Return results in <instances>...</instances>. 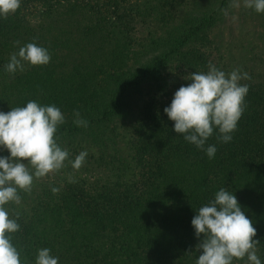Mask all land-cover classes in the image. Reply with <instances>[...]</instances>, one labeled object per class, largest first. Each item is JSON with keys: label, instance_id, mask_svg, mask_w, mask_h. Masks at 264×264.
I'll list each match as a JSON object with an SVG mask.
<instances>
[{"label": "trees", "instance_id": "trees-1", "mask_svg": "<svg viewBox=\"0 0 264 264\" xmlns=\"http://www.w3.org/2000/svg\"><path fill=\"white\" fill-rule=\"evenodd\" d=\"M228 2L219 0V7ZM180 3L21 0L15 14L0 17V111L25 106L30 100L41 106L55 105L66 118L55 138L71 152L68 159L86 151L85 161L93 159L98 167H111L112 174L118 170L136 173L126 181L100 186L97 179L86 184L78 176L75 182H65L57 194L46 192L45 200L38 197L32 208L18 207L23 211L17 219L20 229L11 234V242L20 253L21 264H35L43 248L50 249L58 264L196 261L201 254L196 245L203 236H195L191 220L220 188L249 208L264 199V82L248 85L252 96L245 98V111L231 142L219 143L218 129H214L205 143V148L216 146L212 159L173 131L174 122L163 111L171 101L153 112L155 95L146 98V106L138 110L139 122L129 123L131 131L127 129L126 136L114 125L135 114L131 105L141 96L142 80L153 79L154 88L161 89L159 83L166 82L163 67L188 59L192 72H205L201 50L209 41L202 33L213 24L208 16L198 24L196 17L185 18L189 27L194 22L192 28H172L166 31V39L154 37L146 50L138 42L144 55L134 54V62L126 67L128 50L136 42L135 15L139 14L144 25L146 16L156 9L175 10ZM27 43L46 48L50 62L25 64L24 71L8 73L5 66L11 54ZM74 110L88 122L87 127L73 123ZM116 139L124 143L121 152L113 148ZM260 215L251 214L249 219L256 228L253 239L261 244L259 259L264 264V215Z\"/></svg>", "mask_w": 264, "mask_h": 264}, {"label": "clouds", "instance_id": "clouds-1", "mask_svg": "<svg viewBox=\"0 0 264 264\" xmlns=\"http://www.w3.org/2000/svg\"><path fill=\"white\" fill-rule=\"evenodd\" d=\"M20 6L21 0H0V17L7 19ZM232 6L239 7L238 0H233ZM243 6L264 13V0H243ZM50 59L46 48L27 43L11 54L5 70L22 72L25 64L47 65ZM207 67V72L191 73L186 78L191 83L179 87L163 111L174 122L176 134H182L185 141L205 151L212 159L216 146L205 148V143L214 129H218L219 143L231 142L232 133L245 111V97L249 91V86L240 81L251 77L239 69L225 73L211 63ZM73 116V123L78 127L88 126L78 110H74ZM64 123L65 117L58 107L41 106L35 100L8 112L0 111V148L9 153L0 156V264H21L20 253L11 242V234L20 229L17 223L20 212L14 210L10 217L5 205H20L19 192L30 193L34 178H43L64 167L69 153L55 138L58 127ZM87 155L86 151H81L71 167L79 170ZM69 182L75 181L70 179ZM51 191L57 194L60 189L52 187ZM191 225L196 237L203 236L196 245L201 251L196 264H233L234 259L245 258L246 264H261L257 255L259 241L253 239L256 228L241 210L235 195L225 188H220L214 199L196 210ZM35 264H58V258L52 256L48 248L39 249Z\"/></svg>", "mask_w": 264, "mask_h": 264}, {"label": "rangeland", "instance_id": "rangeland-1", "mask_svg": "<svg viewBox=\"0 0 264 264\" xmlns=\"http://www.w3.org/2000/svg\"><path fill=\"white\" fill-rule=\"evenodd\" d=\"M238 2L240 4L239 7L232 6L233 0H230L227 4L219 7V0H181L180 7L175 10L163 8L160 11V9H156L154 14L146 16V18L149 19H147V22L144 23V25L141 22L139 14H136L133 23L134 28L132 29V31L135 32L134 37L136 42L133 47L128 50V63H126V67L131 65L132 61L134 62V54L144 55V53H141L142 50L138 46L139 43L146 45V50L147 44L150 43L154 37L161 36L163 39H166V31H170L172 28L179 29L182 26L185 31L189 27V24H184L185 18L191 19L196 17V23L198 24L201 17L208 16L213 18V24L202 33L207 37L206 40L209 41L208 46L201 50L206 58V67L204 68V71L207 72V66L211 63L225 73H230L234 69H239L241 72H247L251 79L241 80V84L254 85L263 83L264 13H257L253 9L245 8L243 6V0H238ZM217 8L218 11H216ZM191 24L192 25H190L189 29L192 28L191 26L194 25V22H191ZM187 60L180 59L175 63L169 64L165 68L163 67V70L166 72L164 74V80H166V82L159 83L162 90L159 89L157 91L154 88L156 82L153 79L145 78L141 81V85L143 86L141 96L133 101L131 105L132 108L135 109V114L132 118L127 116L126 121L114 122V125L118 128L117 131L120 134H125L126 136L127 129L128 131H131L129 130V123H132V121L134 122L133 124L139 122L138 119L140 114L138 110H142L141 106H146L148 102L146 98L155 95L152 99V104H156V108L153 112H157L161 104H167L172 100L174 93L179 87L191 83L190 80L186 79L191 73L203 72L201 70H194L192 72L186 64ZM247 94L252 96L251 93ZM245 98H248L247 95ZM153 112L151 111L152 114ZM123 124L125 125L123 126ZM256 134H258V131H256ZM113 148H115L117 152H121L124 149L123 141L116 139ZM62 149H66L69 154L71 153L65 146H63ZM0 150L3 152L1 156L9 155L8 152H4L5 150H3V148H0ZM93 153L96 157L97 153L95 151H93ZM72 161L73 160L70 159L66 160L64 162V167L56 173H50L39 179L34 178L30 193H25L23 191L19 192V195L21 196L20 205H5L9 210V214L12 215L14 210L19 211L18 207L20 206L25 207L26 209L32 208L38 200V197L41 196L45 200L44 195L46 192H48L47 195L50 194V196H52V187L59 188L61 191L65 182H69L70 179L76 180L78 176L83 177L86 184L97 179V184L100 186L101 184L114 182L118 179L126 181L131 174H133V176L136 174L120 170H118V172L113 171L112 174L110 170L113 169H111V167H109L110 170L106 166L98 167L95 165L93 159L85 161L79 170H74L71 167ZM239 205L241 206V210L246 216H248V218L250 217V219L252 218L251 214L259 213L261 214L260 216L264 215V199L257 202L256 208H249L245 202ZM259 208H261L263 212H257V209ZM251 209L255 210V212H250ZM19 212L20 215L23 213L21 210ZM260 248L261 244H258V257L261 256L259 251ZM183 264H196L195 258H189ZM233 264H246V258L245 260L234 259ZM261 264H263L262 260Z\"/></svg>", "mask_w": 264, "mask_h": 264}]
</instances>
